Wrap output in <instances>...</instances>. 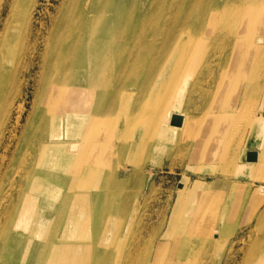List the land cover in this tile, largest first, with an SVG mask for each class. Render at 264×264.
I'll return each instance as SVG.
<instances>
[{
  "label": "bare ground",
  "instance_id": "6f19581e",
  "mask_svg": "<svg viewBox=\"0 0 264 264\" xmlns=\"http://www.w3.org/2000/svg\"><path fill=\"white\" fill-rule=\"evenodd\" d=\"M36 4V0H14L0 26V133L8 112L3 106L14 102L13 93L18 89L15 80H20L25 70L31 71L28 62L33 63L40 51L39 84L45 102L44 129L35 144L36 162L31 169L28 164L22 192L17 191L20 170L25 166L9 174L4 185L9 188L13 208L4 209L7 223L0 234V264H208L212 252L224 254L226 250L223 264H264V112L258 115L243 106L264 62V0H65L62 20L78 36L63 41L62 26L55 22L46 35L40 36V28L34 33ZM155 17L161 30L153 32L151 39L155 41L159 34L163 37L156 48L157 62L151 63L150 57L141 59L143 55L138 54L116 57L120 46L124 50L122 37L137 38L144 31L139 30L140 25ZM220 18L222 30L213 31ZM206 21L211 25L202 31L199 28ZM176 28L180 32L177 37ZM57 34L62 43L53 44L51 39ZM171 39L190 46V54L175 52L177 63L172 70L167 67ZM204 45L211 51L206 56L196 54ZM67 53L73 60L66 71ZM182 62L183 68L179 67ZM141 69L146 79L137 85L136 78L130 85L131 76L136 77ZM115 71L117 87L137 86L141 95V105L130 117L122 113L130 100L127 93L120 90L112 102V92L109 90L104 99L100 89L111 84ZM155 80L162 104L157 111L146 107L148 99L144 97ZM258 86L264 90V76ZM154 112L159 117L155 131L163 150L171 146L182 124L184 135L193 138L195 147L207 152L208 158L230 160L240 153L242 164L233 172L252 177L246 183H255L256 193L262 195L257 197L261 202L250 218L244 221L245 211L236 218L226 210L242 183H231V189L227 185L218 197L200 194L196 190H202L203 184L191 187L187 177L171 212L164 214L166 232L160 241L144 243L142 234L133 237L130 232L132 236L125 242L118 220L126 218L130 228L133 223L126 210L118 215L113 208L112 200L122 197L112 192L111 182H104L103 167L112 161V154L129 161L132 158L137 164L138 158L148 153L155 123L140 117ZM174 120L178 123L173 124ZM243 121H247L251 135L257 136L259 150L249 149L239 140L238 148L229 153L226 148L234 144L232 139ZM116 133L121 139L113 148L110 139ZM251 153L256 155L254 160L248 158ZM89 154L91 158L85 162ZM137 202L138 197L134 209ZM213 205L216 209L208 210ZM47 219H52L51 225ZM232 223L240 226L237 231ZM240 232L237 244L241 249L235 252L232 236Z\"/></svg>",
  "mask_w": 264,
  "mask_h": 264
},
{
  "label": "rangeland",
  "instance_id": "374dc122",
  "mask_svg": "<svg viewBox=\"0 0 264 264\" xmlns=\"http://www.w3.org/2000/svg\"><path fill=\"white\" fill-rule=\"evenodd\" d=\"M13 1L14 0H0L1 27L3 24L1 20H5V18L9 15L10 12L9 10H11L12 8ZM36 2L37 4L36 7L34 8V15H33V23H34L33 27L35 30L34 32L35 34L39 30L37 28H40L41 30L40 36L46 35L48 33L47 30L52 28L53 25L52 23L55 22V24H59L62 26L63 34H65L63 35V38H61V41H63V39L74 40L78 36V33L75 32V30L70 29L71 27L65 24V20H62L63 18L62 8L64 6L65 0H36ZM151 7L154 8L155 11L156 5L152 4ZM44 22L46 25L44 24ZM207 23L208 22L206 21L204 24L200 26L199 29H202V31H206L208 26L211 25ZM160 25L161 24L159 23V19L155 17L153 20H150L147 23L140 25L139 30L140 31L144 30V31L138 34L137 38L128 37V35L125 34V38L122 37L121 40V43L122 44L124 43V47H123L124 50H122V46H120V51L116 57L120 56L123 53L129 58H133L132 55L135 56L136 54H138L140 56L143 55L142 57H140L141 59L150 57L151 63H156L157 62L155 58L157 54L156 48L163 43V37L161 36V34H159L154 39L155 41H152L151 38H154L152 36L153 32L156 33V31L161 30ZM222 26L223 23L220 18V20L214 24L213 31H221ZM57 28L58 27H56V29ZM177 29L179 28L175 29L176 37L177 34L180 33ZM43 31L44 33H42ZM187 32L188 31H185L186 34L183 37L185 38L188 37ZM59 36L60 35L57 34L55 37L51 39L53 44L62 43L59 41ZM176 41L173 39L168 41L170 56H168L167 67L168 68L170 67L171 68L170 70H172L177 63L175 61L176 51L178 52V55L182 53H186V55L190 54V46L185 45L182 42L179 44L178 41L176 43ZM224 41L226 45L227 39H225ZM198 49L199 50L196 52V54H201V55L205 54V56L207 55V53L211 51L210 47L206 48V45L201 46ZM68 55L69 56H66L68 58V61L66 65L63 67L64 70L66 71L70 69L71 62L73 60L72 55L70 54ZM42 56L43 55H41V51H40L35 55L36 58H34L35 61L33 60V63L31 61L28 62V66L32 67L31 71L25 70L26 72L24 71V73L21 76V79L17 81L15 80L16 84L18 85L17 87L18 89L16 90V92L14 91L13 93L14 102H11L10 105L5 104L3 106L6 111L8 110V112L6 113L7 116L5 119L6 121L5 128L0 133V140H1L0 150L2 154V157L0 159V234L2 232L4 225L7 223L6 221L7 215L4 213V209L6 210V207H8L9 210L13 208L12 200L8 198L10 194L8 192L9 188L6 187L5 189L4 185L6 184V181H8V178L10 177L9 174L14 175L17 172H19L22 166H25L26 169L20 170L21 171V177L19 178L20 189L17 191L19 193L22 192L26 179L28 178L27 167L31 165L30 166L31 169L36 162V160H34L35 158L34 151H35V144L38 140V134H40L39 132L42 129H44L42 114L45 112V107H44L45 102L43 97H41L42 84L41 85L39 84L40 82L39 77L41 75V71H40L41 63L39 62H41ZM127 57H125V59H127ZM179 67L183 68L185 67V64L182 62V65H180ZM116 73L117 71L113 72L114 78L111 84H109L106 87H102L100 89L101 92L103 93L104 99H106L105 94H107L109 90L112 92V102L120 90H123L125 93H127L130 100L123 107L122 113L123 116L130 117L132 115L133 110L141 105L138 104L141 95L139 93V89L137 88V86L117 87L118 83L116 81ZM144 73L145 70L141 69L136 77L131 76V80L129 82L130 85H132L135 82L136 78L139 79L137 85H140L142 81L146 79V73L145 75ZM257 73L258 74H256V76L254 77L253 85L248 89L249 92L248 95L251 96L248 97L247 102L243 106H248L249 108L251 107V109H254L253 113L256 112V114L261 115L264 112V105H263L264 90L262 87L258 86V82L259 80H261L262 76H264V62ZM127 75L128 73H126V76ZM158 85H159L158 81L155 80V83L146 90V95L144 96L145 98L148 99L146 102L147 104L146 107L151 108L154 111L159 110L162 105L161 95H160L161 89L159 88ZM6 107L8 109H6ZM140 118L142 119V121H146L149 119L155 123L152 129L150 130L149 136L151 143L149 144L148 153H146L142 157H139L138 158L139 162L137 164L131 162V160H134L132 158L129 161L126 158L123 159L121 155L115 156L116 154H112V161L106 162L103 167L104 182L106 180H108L109 183L111 182L110 187L112 188L111 189L112 192L117 191L118 194H120L122 197L120 201H117V199L112 200L113 208L116 210V213L118 215H120V213L123 212V210H126L125 213H127L128 215L127 217H130L129 221L132 220L133 223V225L131 226L133 230L132 231L128 223L126 225L127 222L126 218L124 221L118 220V222L122 224L123 225L122 227L124 228L122 237L124 238L125 242L129 238V235H131L130 232H133L134 234L133 237H135L138 234H142L144 243L149 242L150 244L154 239L160 241L159 239L163 237L162 234L166 232L167 224L163 223L164 214L166 212L168 213L171 212L170 210H172L174 200L176 196H178L177 191L179 187L185 188L186 185L185 180L187 177L189 178V184L191 187L193 186L195 187L196 185L203 184L202 190L201 189L196 190L200 192V194H204L205 192H208L209 196L213 194V195H217L218 197H220L222 193L226 192L225 187L227 185L228 188H230L232 186L231 183L233 182L242 183L238 187L239 190L236 191L234 198L228 200V204L226 205V210L231 211V213L234 214L236 218H238L239 215L245 211L246 215L243 217L244 221H246L247 218H250L251 215L255 211H257L258 208L257 203L261 202L260 201L261 199H257V197L262 195L256 193V190L252 185L255 183L252 184H249L248 182L246 183V181H248V179H252V177H245V176L241 177V175H236L235 172H233L236 168H238V165L242 164V160L239 159L240 153H236V156L235 155L232 156L230 160H224V159L222 160L219 158L217 159L208 158L206 156L207 152H204L202 148L199 149V147L198 148L195 147L193 138H190L189 135H184L181 126L182 124L180 125V128L178 130V134L176 133L174 140H172V143H170L171 146H169L166 149L167 151L163 150L162 147L159 146L158 144V138H159L158 131H155L157 127L156 124L159 122V117L156 116L154 112V113H147ZM198 119L199 116L198 115L195 116V120ZM242 124L244 125L240 127V129H238L239 131L238 135L233 137L232 139V142L235 145L230 144L226 148L229 150V153L234 152V148L236 147L238 148L236 143H238L239 140L243 142V146H245L244 145L245 142L246 145L248 144L249 149L259 150V145L258 143H256L254 138L257 136L251 135L252 134L251 128L247 126L248 125L247 121H243ZM144 130H145V126L143 128V131ZM116 134L117 135L115 136L111 135V139H110V144H112L113 148L114 145H116L121 139V136L118 133ZM142 138H140L139 141ZM189 139L190 140L192 139V141H190ZM262 140H264V135ZM189 141L190 144L188 147L187 145ZM32 157L33 159L30 160L31 162L23 163L27 158H32ZM233 157H235L236 160L232 159ZM90 158H91V154L86 156L85 162L88 161ZM230 170L234 174H231V172L229 174H225V172H228ZM254 178L257 180L256 177ZM183 181L184 183L181 185ZM117 183L119 184V187H116ZM17 192L13 191L14 194ZM5 195H7L6 198H3ZM137 197H138L137 203L139 204L137 205V208L134 209L135 205H133V202H135ZM130 202H132V204H130ZM92 204L93 203L90 204L91 208H93ZM131 205H133L132 209H131ZM216 207H217L216 205L209 206L208 210L216 209ZM55 208L56 206H54V209ZM95 211L97 210L95 209ZM46 221L48 225H51L50 221H52V219H47ZM236 221L237 220H234V222ZM232 224L234 228L236 227L235 231H237L240 226H238L237 223H232ZM247 231L248 229H246L244 232L247 233ZM242 234L243 233L240 232L239 234L236 233L234 235L235 237L232 236L234 242L236 243L235 252H238L241 249L240 246L241 244L239 242H238L239 244H237V241H238V237ZM212 253L213 254L210 256L212 257V259L208 261V264H216L219 259L220 262L218 263L223 264L228 254L227 250L224 254H221L219 251H214ZM196 255H197L196 258H200L198 254Z\"/></svg>",
  "mask_w": 264,
  "mask_h": 264
},
{
  "label": "water",
  "instance_id": "95a60500",
  "mask_svg": "<svg viewBox=\"0 0 264 264\" xmlns=\"http://www.w3.org/2000/svg\"><path fill=\"white\" fill-rule=\"evenodd\" d=\"M176 123H178V122L174 120V121H173V124H176ZM255 157H256L255 153H251V154H249V156H248V158H249L250 160H254Z\"/></svg>",
  "mask_w": 264,
  "mask_h": 264
}]
</instances>
